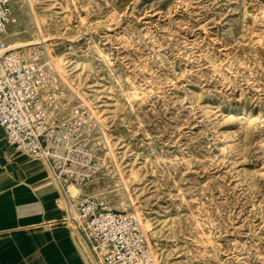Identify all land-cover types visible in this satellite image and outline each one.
Here are the masks:
<instances>
[{"label": "rangeland", "instance_id": "obj_1", "mask_svg": "<svg viewBox=\"0 0 264 264\" xmlns=\"http://www.w3.org/2000/svg\"><path fill=\"white\" fill-rule=\"evenodd\" d=\"M11 3L3 42L42 30L106 125L86 135L103 171L61 190L59 208L71 198L77 219L74 204L93 196L137 213L159 264H264V0ZM74 103L70 90L59 109Z\"/></svg>", "mask_w": 264, "mask_h": 264}, {"label": "built area", "instance_id": "obj_2", "mask_svg": "<svg viewBox=\"0 0 264 264\" xmlns=\"http://www.w3.org/2000/svg\"><path fill=\"white\" fill-rule=\"evenodd\" d=\"M17 23L11 0H0V127L6 143L20 154L41 161L48 178L61 190L93 182L104 169L87 141L102 133L95 110L56 75L48 48L11 49L2 38ZM59 87H52L53 78ZM75 103L60 110L68 92ZM68 200V201H67ZM71 198L66 197L70 204ZM75 224L93 260L87 264H159L144 223L137 213L110 208L102 197L87 196L74 204ZM72 220V221H71Z\"/></svg>", "mask_w": 264, "mask_h": 264}, {"label": "crops", "instance_id": "obj_3", "mask_svg": "<svg viewBox=\"0 0 264 264\" xmlns=\"http://www.w3.org/2000/svg\"><path fill=\"white\" fill-rule=\"evenodd\" d=\"M6 143L0 127V264H87L60 189L41 161Z\"/></svg>", "mask_w": 264, "mask_h": 264}, {"label": "bare ground", "instance_id": "obj_4", "mask_svg": "<svg viewBox=\"0 0 264 264\" xmlns=\"http://www.w3.org/2000/svg\"><path fill=\"white\" fill-rule=\"evenodd\" d=\"M27 2H28V4L31 6V7H33V4L34 3H36L37 2V0H31V3H30V1H28V0H26ZM31 14H33L34 15V18L37 20V22H38V18L40 17L39 15H38V13H36L33 9L31 10ZM42 18V17H41ZM40 18V19H41ZM46 21V20H45ZM28 25H30V23H28ZM98 25V24H97ZM46 28V27H45ZM47 29H48V27H47ZM31 34V33H30ZM47 34H48V32H47ZM31 37H32V39L33 40H25V42L23 41V42H7V44H6V46H8V48H11V49H28V48H35V47H37L38 45H40V44H42V45H44V46H46L47 47V45H46V43L50 40V38L49 37H46L45 35H44V33H43V31L41 30V33H40V38L41 39H37V40H35V37H34V35L33 34H31ZM4 38V37H3ZM2 38V41H4V39ZM78 39V38H77ZM1 55H2V52L0 51V57H1ZM50 55V54H49ZM50 57H51V55H50ZM51 60H52V62H53V65H54V68H55V70H56V75L57 76H59V78L64 82V83H66L65 82V80H66V76H67V67H66V62H65V60H57V63L55 64L54 63V61H53V59H52V57H51ZM68 85V84H67ZM78 93H79V91L78 90H76ZM80 94V93H79ZM98 120H99V122H100V125L102 126V127H105L106 125L104 124V120L103 119H101V117H98ZM106 128V127H105ZM86 141H88V139L86 138ZM118 159V158H117ZM48 171V170H47ZM133 175H135V173L133 172ZM134 178H136V176H134ZM121 179H122V181H123V183H125V185H126V187L128 186V183L127 182H125L126 180H125V178H123V176L121 175ZM70 186V185H69ZM68 186V187H69ZM74 186V185H73ZM68 187H67V189H68ZM60 192H61V188H60ZM82 192H81V190L80 189H78V188H75V187H71L68 191H67V194H69V195H71L73 198L75 197V196H79L80 194H81ZM129 193V192H128ZM130 197V196H129ZM122 200V199H121ZM63 201H64V205H65V207H66V209L68 210V205H67V202H66V200L65 199H63ZM132 201V200H131ZM131 206V205H130ZM132 207V206H131ZM123 210V209H122ZM70 218V214H68V219ZM69 223H71V222H69Z\"/></svg>", "mask_w": 264, "mask_h": 264}]
</instances>
